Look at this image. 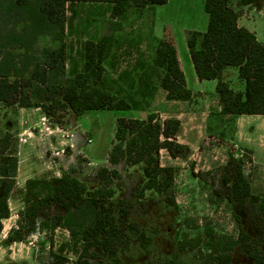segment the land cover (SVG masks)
Wrapping results in <instances>:
<instances>
[{"label":"trees","instance_id":"1","mask_svg":"<svg viewBox=\"0 0 264 264\" xmlns=\"http://www.w3.org/2000/svg\"><path fill=\"white\" fill-rule=\"evenodd\" d=\"M108 2L110 16L121 17L131 8L143 9L148 5L164 4L167 0H0V102L19 107H39L46 116L70 109L79 116L91 110L130 109L129 102L108 89L95 85L105 72L104 60L109 55L113 35L103 34L98 39L84 43L82 70L66 76L65 27L68 2ZM238 1L242 6L259 0H205L209 23L205 32L188 31L186 43L199 79H216V92L221 113L264 115V45L255 34L238 25L240 11L231 5ZM50 37L54 46L39 50L41 37ZM235 67L243 82L242 90H233L228 81L221 78L224 68ZM138 82L157 83L168 96L187 98L191 92L184 85L176 49L172 41H158L151 62L140 72ZM41 86L44 99L35 102L30 88ZM61 123L60 119L54 121ZM180 122L175 118L159 121L156 113L145 119L116 118L107 161L114 166L124 162L128 166L140 164L144 178L143 190H153L164 197L165 203L174 206L172 183L174 168L162 166L159 151L165 149L171 157L185 156L187 148L176 141ZM13 134L0 135V230L2 219L9 216L8 195L17 172L18 159L7 153L13 146ZM245 155L235 166L229 185V200L249 201L253 212L249 215L257 226L259 235L252 236L241 225L236 237L226 236L224 242L208 233L206 256L210 264H230L232 250L239 246L253 264H264V195L252 193L247 175ZM234 160L229 154L226 165ZM120 177L114 167L101 166L96 173L99 186L88 189L86 184L73 175V171L50 179L30 178L25 182L24 209L19 212L17 229L9 233V240H23L20 227L26 218L43 214L46 228H66L73 239L81 243L76 264H91L99 258L100 264H123L122 251L131 244L146 256L151 253L152 237L146 227L130 220V203L115 198L111 187ZM59 212L48 213L52 208ZM51 222V223H48ZM178 250L192 247L177 245ZM201 254V251L198 250ZM194 255H197L194 253ZM52 264H64L60 253L50 250ZM168 264H194L174 253L165 256Z\"/></svg>","mask_w":264,"mask_h":264},{"label":"rangeland","instance_id":"2","mask_svg":"<svg viewBox=\"0 0 264 264\" xmlns=\"http://www.w3.org/2000/svg\"><path fill=\"white\" fill-rule=\"evenodd\" d=\"M204 2L205 0H167L164 4L153 6L154 19L159 27L166 26V21L168 26L172 24L178 36L179 28L192 29L204 26L205 17H207ZM231 5L240 11V14L246 19L252 18L247 26L254 27L261 42L264 43V0L242 8L238 7L240 5L238 1H233ZM146 7L150 9L152 5ZM145 8L140 10L131 7L125 15L112 18L110 16L111 4L108 2H68L64 33L66 76L72 75L76 70H79V67L82 68L86 40H96L103 34L111 33L114 39L111 51L104 60L105 72L100 80H95L93 83L112 93H117L121 86L133 83V70H128V68L133 69L140 62L141 55L148 50L146 46L150 42L154 30L153 25L147 26L146 19L149 18V12L146 18H142ZM257 11H261L258 12L260 14ZM56 43L50 37L43 36L37 45L40 50L43 46H54ZM230 70L233 73L234 88H241L242 84L237 78L235 68H230ZM128 76L131 77V80ZM42 89L41 86L34 84L30 88V96L35 102L48 103L44 99ZM17 107L19 106L0 102V135L6 131L13 134V146L7 150V153H13L15 150L18 159L20 152L21 175L23 177L24 173L32 168L51 171L47 173V176L56 172L57 152L62 149L67 155L71 153L69 143L64 139V135L65 137L68 135L69 139L70 137L74 139L75 151L78 150L76 147L78 145L83 150L90 149L92 145L96 146L95 151L91 153V160L95 164L104 163L105 154L111 146L116 127L114 111L88 112L85 116L86 119L84 117L82 120H78L77 124L94 127L93 129L91 127V132H85L79 139L74 130V124H68L65 120L68 115L65 114V111L69 113L68 109L58 112L56 116H46L40 108L39 114L36 115L33 122H26V118L23 117L21 127ZM41 111L50 122L54 123L56 119H60L61 123L57 124L69 131L66 132L67 134L63 133L53 148L49 145L48 148L43 147L42 143L37 142V138L41 137L44 131L48 133L42 127L45 120L41 119L43 116L40 114ZM90 118L93 121H90ZM30 131L33 132V135ZM17 133L20 134L17 135ZM86 144H91V146L86 147ZM165 151L160 149L159 162L162 166L174 168L172 183L174 206L166 204L164 197L159 196L155 191L143 190L144 178L140 164L128 166L123 164L124 162L121 163L118 168L120 177L111 183V187L115 191L114 197L130 203V220L146 227L152 237L149 256L140 253L136 250L135 245L131 244L129 250L122 251L120 254L123 264H168L165 256H171L174 253L194 264H210V259L206 256L208 249L205 243L208 233H213L224 242L226 236L236 237L238 227L241 225L250 235H259L257 226L249 219V215L253 212L249 201L241 202L238 199H228L230 188L226 183V177L233 178L239 159L245 155V160H248L247 152L239 153L237 150H233L229 154L233 155L234 160L229 165H226L229 159L228 155L227 160L224 158L220 162L221 164L212 167L209 161L192 160L188 158V154L165 157ZM30 157H33V160L30 165H26V161ZM91 160L88 156L84 157L77 153L73 155V161L71 160L73 173L75 171L82 173L81 181L90 190L99 186L96 173L101 167L97 166L96 168ZM3 161L4 155L0 153V163ZM214 161L215 164L218 163V159ZM208 163L209 167H207ZM243 163L247 166L249 164L248 162ZM206 164L207 166H205ZM252 193L255 194L253 191ZM257 194L264 195V193ZM55 212H59V208L54 207L48 213ZM43 221L46 220L41 213L35 218H26L20 227L19 236H23V240L20 241L28 242L33 249L34 264H52L51 248L64 257V264H76L82 247L81 243L73 239L66 228L58 226L49 229L41 223ZM17 228L16 224L15 229ZM177 245L191 246L192 251L189 248L179 251ZM198 250L201 251V254ZM101 259L102 255L99 258L91 259V264H100L98 262ZM230 264H253V262L237 246L232 250Z\"/></svg>","mask_w":264,"mask_h":264},{"label":"crops","instance_id":"3","mask_svg":"<svg viewBox=\"0 0 264 264\" xmlns=\"http://www.w3.org/2000/svg\"><path fill=\"white\" fill-rule=\"evenodd\" d=\"M155 5L161 4H153L152 8L148 9L149 7H146L143 11L142 18H146L147 13L149 12V18L146 19L148 22L147 26L153 25L154 30L152 32L150 42L146 46L148 50L143 52L141 55L142 59H140V62L142 63L139 62L133 69L128 68V70H133L132 80L134 82L119 87L120 90L118 89V92L114 93L118 96L124 97L129 102L130 109L109 111H114V116L116 118L125 117L145 119L149 113H156L158 115L159 121H163L167 118L178 119L180 126L175 138L178 143L186 146V155H189L188 158H191L192 160H205L206 162L209 161L212 164V167L221 164L220 162H222L224 158L227 160L229 152L233 150H237L239 153L247 152L249 154V158L251 159V162L247 166V175L250 182V189L251 191L255 192V194L264 193V115H232L221 113V104L218 93L216 92L217 80L199 79L190 57L186 43V33L188 31L205 32L207 30L209 15L206 11V8L205 13L207 14V17H205L204 26L192 29L179 28V34L177 36L176 30L173 28L172 24H169L168 26L167 21L166 26L163 25L162 27H159V25L156 24L154 19L155 13L153 10V6ZM247 6L248 5L245 7ZM238 7L242 8L244 6L240 4ZM258 12L261 11H257V13ZM250 20L246 19L240 14L237 22L239 26H243L253 32L256 38L261 42L254 27L250 28L247 26V24L251 22ZM162 38L170 39L175 46L184 85L191 92V95L187 98L170 97L168 96L167 91L160 87L157 83L142 84L138 82L139 73L151 62L157 43ZM261 43L264 45L263 42ZM103 66L105 67L104 63ZM230 68L235 67L223 69L221 72L222 80L228 81L230 87L233 90H242L244 85L238 77L237 68H235V70L237 72V78L242 84L241 88H234V82L232 80L233 73ZM66 69L67 61L65 63V73ZM81 70L82 68L79 67V70H76L75 72H79ZM72 75L67 76L70 77ZM129 78L131 80V77ZM17 108L20 115L19 124L21 127L23 117L26 118V122H33L40 110L39 107ZM68 110L69 113L65 111V114H68L66 115L65 120L68 122V124H74V130L76 131L79 139L83 137L85 132L90 131L91 127L93 129L94 126L91 125L81 126L77 124L78 120H82V118H84L90 111L76 116L71 112L70 109ZM91 111L97 112L102 110ZM40 114L43 115L41 119L45 120V122L42 123V127H44L48 133L44 131L41 137L37 138V142L39 144L42 143L43 147L48 148L47 146L49 145L53 148L55 142L58 141L61 136H63V133L67 134L66 132L69 131L65 130L61 125L55 122H50L49 119L44 116L42 111ZM94 119H96V117H94ZM91 120L93 121L92 118H90V121ZM30 133L33 135L32 131H30ZM18 134L20 133H17V135ZM67 137L68 135H66V137L64 135V139H66V141L69 143L68 146H70L69 148L71 153L70 155H67L62 149L60 152H57L58 157L55 160L57 166L56 172L53 171L54 173L49 176H47V173L51 171L47 169L43 171L41 169L35 170L32 168V170L28 169V171L24 173L25 176L23 177L21 175V154L19 152L16 176L7 199L9 216L2 219V228L0 230V264H34V260L32 258L33 249L29 246L28 242L8 239L10 231L16 228L17 220L19 219V212L24 209V202L22 199L24 198L25 194L26 180L30 178L50 179V177H60L63 173L74 170L72 169V161L73 155L75 153L81 154L84 157L88 156V158L91 160V153L95 151L96 146L86 144V147H91L90 149L83 150V148L78 145L76 146L78 150L75 151L74 139H72V137H70V139ZM108 150L106 151L103 164H95L92 160L91 163L96 166V168L97 166H107L114 167L119 171L118 168L123 162L121 161L114 166L110 165L107 161ZM164 154L165 157L170 158V155L167 151H165ZM217 159L218 163L215 164L214 160ZM31 160H33V157H30L28 161H26V165H30ZM205 166H207V164ZM207 167H209V163ZM73 175L79 180H82L81 176L83 175L79 171H75Z\"/></svg>","mask_w":264,"mask_h":264},{"label":"built area","instance_id":"4","mask_svg":"<svg viewBox=\"0 0 264 264\" xmlns=\"http://www.w3.org/2000/svg\"><path fill=\"white\" fill-rule=\"evenodd\" d=\"M88 141L90 142V141H91V139L89 138V139H88Z\"/></svg>","mask_w":264,"mask_h":264}]
</instances>
